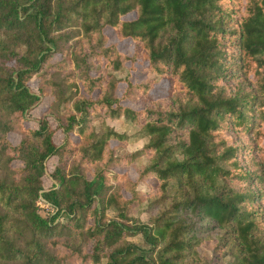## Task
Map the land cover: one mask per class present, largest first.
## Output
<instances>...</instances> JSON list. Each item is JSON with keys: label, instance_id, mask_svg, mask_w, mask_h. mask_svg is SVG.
<instances>
[{"label": "trees", "instance_id": "16d2710c", "mask_svg": "<svg viewBox=\"0 0 264 264\" xmlns=\"http://www.w3.org/2000/svg\"><path fill=\"white\" fill-rule=\"evenodd\" d=\"M0 264H264V0H0Z\"/></svg>", "mask_w": 264, "mask_h": 264}, {"label": "rangeland", "instance_id": "374dc122", "mask_svg": "<svg viewBox=\"0 0 264 264\" xmlns=\"http://www.w3.org/2000/svg\"><path fill=\"white\" fill-rule=\"evenodd\" d=\"M108 43H115V45L117 46V48L120 51H122L123 53H127V54H131L133 52V49H134V42L129 37L119 38L117 35L112 34L108 39ZM116 74L121 76V75H124V72L116 71ZM162 88L163 87H160V90ZM160 90H156V91H160ZM48 101H49L48 97L44 98L42 103H40L34 107L32 114L28 117V120L26 121V123L28 125H32V126L36 125V121L34 120L33 117L35 115H40L41 113L46 111ZM48 120L51 123V125H55V120L51 116H48ZM107 122L109 124H111L112 126H114L115 129H117L119 131L128 130V131L132 132L134 129V127L128 125L123 120V118H117V119L107 118ZM57 137H59V135ZM144 141H145V139L132 140L127 144V146L125 147V149L123 151H132V150L140 147L144 143ZM49 164H51V161H49ZM130 174L132 177L136 176V173L134 172V170H131ZM52 183H53V180L50 178L49 174L46 173L44 176V187H47ZM38 204L40 205V212L42 214L43 213L45 214L47 212V210L49 209V207H47V204L44 203L43 200L38 201ZM142 217L146 218L147 213L146 212L142 213ZM215 241H216L215 239H211V240L206 241V242L202 243L201 245H199L198 250L200 251V254H202L204 256L205 255L210 256L212 253V247L215 244Z\"/></svg>", "mask_w": 264, "mask_h": 264}]
</instances>
